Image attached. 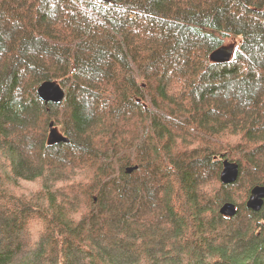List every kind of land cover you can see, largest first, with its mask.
<instances>
[{
  "label": "trees",
  "instance_id": "16d2710c",
  "mask_svg": "<svg viewBox=\"0 0 264 264\" xmlns=\"http://www.w3.org/2000/svg\"><path fill=\"white\" fill-rule=\"evenodd\" d=\"M256 185L264 0H0V264H264Z\"/></svg>",
  "mask_w": 264,
  "mask_h": 264
},
{
  "label": "water",
  "instance_id": "95a60500",
  "mask_svg": "<svg viewBox=\"0 0 264 264\" xmlns=\"http://www.w3.org/2000/svg\"><path fill=\"white\" fill-rule=\"evenodd\" d=\"M234 53L232 46H222L214 50L210 59L216 63H225L230 61ZM38 96L44 102H52L55 104L61 103L65 98V91L62 86L52 80L44 81L38 88ZM50 142H69V137L65 134H61L57 131V128L52 126L50 129ZM135 167L128 168V171H132ZM137 168V166H136ZM239 164L237 162L230 161L228 159L223 160V168L220 173V178L224 183H233L237 180L239 174ZM264 203V186L256 185L252 188L250 196L247 200V207L258 211L262 208ZM237 205L232 201L226 202L220 208V214L225 217H232L237 213Z\"/></svg>",
  "mask_w": 264,
  "mask_h": 264
},
{
  "label": "rangeland",
  "instance_id": "374dc122",
  "mask_svg": "<svg viewBox=\"0 0 264 264\" xmlns=\"http://www.w3.org/2000/svg\"><path fill=\"white\" fill-rule=\"evenodd\" d=\"M230 46V45H229ZM57 128V131L59 132V133H61V134H64L63 132H64V130H62L60 127H56ZM251 193V192H250ZM263 206H264V203H263ZM262 206V207H263Z\"/></svg>",
  "mask_w": 264,
  "mask_h": 264
}]
</instances>
